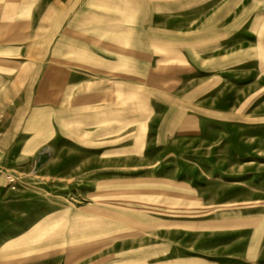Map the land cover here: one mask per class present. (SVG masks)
<instances>
[{
  "label": "rangeland",
  "instance_id": "rangeland-1",
  "mask_svg": "<svg viewBox=\"0 0 264 264\" xmlns=\"http://www.w3.org/2000/svg\"><path fill=\"white\" fill-rule=\"evenodd\" d=\"M30 1L0 33L42 75L0 264H264V0Z\"/></svg>",
  "mask_w": 264,
  "mask_h": 264
},
{
  "label": "crops",
  "instance_id": "crops-1",
  "mask_svg": "<svg viewBox=\"0 0 264 264\" xmlns=\"http://www.w3.org/2000/svg\"><path fill=\"white\" fill-rule=\"evenodd\" d=\"M26 1L32 2L30 0H21V3L24 4ZM44 1L45 0H41V2ZM48 1L50 3H73V0ZM18 3L19 0H0V33L6 25L7 20H14L16 16H18ZM68 9L69 8L66 6L64 11L60 12L59 19L69 20L72 18L70 9ZM55 18L58 17L56 16ZM13 24L17 26V22H13ZM68 40L69 39L66 37L63 42L66 49L69 48V46L72 48V46L68 44ZM88 48L87 46L85 49H82L87 51ZM66 49L64 61H60V64L55 63L60 69L56 70L60 72L63 70L66 73L65 77L60 76V79H58L57 75H54L49 81L50 83L56 85H72L77 83L73 75L67 72V68L73 66V59L68 57L70 54H68L69 52H67ZM22 51L26 53L30 52L27 49L18 47V44H12L8 48L0 46V165L7 163L9 160L10 147L7 142L9 132H22L24 127H28L27 122L30 117L35 116L34 108L37 107L38 110L40 108L35 101L41 99V89L39 86L42 81L41 65L37 62L18 60L20 57L19 53H22ZM84 63L85 60H82L81 65ZM22 67L30 68L34 71L32 73L29 72L26 76H22L19 74L20 72H18ZM81 67L83 69V66ZM21 85H25V87ZM65 90H67V88H65ZM36 127H40L39 122L36 124ZM16 139H19V136L16 137Z\"/></svg>",
  "mask_w": 264,
  "mask_h": 264
},
{
  "label": "bare ground",
  "instance_id": "bare-ground-1",
  "mask_svg": "<svg viewBox=\"0 0 264 264\" xmlns=\"http://www.w3.org/2000/svg\"><path fill=\"white\" fill-rule=\"evenodd\" d=\"M28 1H26L24 4H26ZM124 5V4H123ZM128 5L131 7L133 5V3H128Z\"/></svg>",
  "mask_w": 264,
  "mask_h": 264
},
{
  "label": "built area",
  "instance_id": "built-area-1",
  "mask_svg": "<svg viewBox=\"0 0 264 264\" xmlns=\"http://www.w3.org/2000/svg\"><path fill=\"white\" fill-rule=\"evenodd\" d=\"M11 181H13V179L10 178Z\"/></svg>",
  "mask_w": 264,
  "mask_h": 264
}]
</instances>
